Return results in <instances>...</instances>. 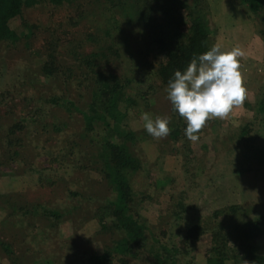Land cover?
Listing matches in <instances>:
<instances>
[{
  "label": "rangeland",
  "instance_id": "374dc122",
  "mask_svg": "<svg viewBox=\"0 0 264 264\" xmlns=\"http://www.w3.org/2000/svg\"><path fill=\"white\" fill-rule=\"evenodd\" d=\"M197 1L210 30L209 47L220 43L245 52L240 60L248 97L227 119H210L196 143L185 136L186 121L173 110L168 85L158 78L164 60L148 30L140 42L136 29L120 22L132 55L123 53L117 60L115 40L107 35L108 0L61 6L45 2L23 9L20 29L28 35L17 46H0V264H89V258L122 238L111 227L109 207L116 193L100 155L102 134L87 133L80 114L44 101L62 95L84 109L94 74L87 60L93 61L96 53L101 71L136 75L127 95L137 102L129 109L128 129L140 136L133 152L141 168L131 178L138 216L151 227L159 222L160 232L171 220L173 230L183 235L187 222L164 218L181 201L194 208L186 215L193 223L198 213L209 216L231 206L248 210L251 219L254 210L264 209V115L259 111L264 99L263 19L249 14L239 0ZM186 15V10L172 15L159 11L156 36L168 40L177 34V25L167 21L188 22ZM144 112L170 118L171 134L163 139L149 135L141 120ZM180 118L183 133L176 140L172 132ZM59 126L64 128L56 132ZM53 211L63 217L56 219ZM211 244V234H206L192 246L193 263L207 264ZM255 247L257 257H264V232Z\"/></svg>",
  "mask_w": 264,
  "mask_h": 264
},
{
  "label": "trees",
  "instance_id": "16d2710c",
  "mask_svg": "<svg viewBox=\"0 0 264 264\" xmlns=\"http://www.w3.org/2000/svg\"><path fill=\"white\" fill-rule=\"evenodd\" d=\"M74 0H0V46H17L28 35L22 31L24 26L23 9L31 8L39 3L48 2L55 6L72 3ZM108 0L111 15L107 35L115 40V59H121L122 54L132 55V43L129 38H123L120 22L127 23L132 30L137 32L135 37L145 40L148 36L157 39L164 62L161 65L158 78L168 85L175 71L185 70L194 56H199L210 49V30L205 15L197 9V0ZM249 14L261 17L264 23V0H239ZM179 10H186V22L183 18L167 23L177 25V34L166 40L155 28L159 11L171 15ZM124 18V19H122ZM175 20V19H174ZM166 21V20H165ZM21 28V29H20ZM162 28V27H161ZM146 29V30H145ZM122 31V32H121ZM264 37V29L261 32ZM152 40V41H155ZM121 43L123 45L121 46ZM175 47V49H174ZM145 50L144 55L150 53ZM141 54V53H140ZM98 53L93 54V61L89 58L87 66L92 73L90 101L83 109L76 103L62 95H53L47 98L46 105L66 109L71 113L82 116L86 132L102 134L101 158L105 163L106 175L109 183L116 193L115 200L110 203L112 210V228L122 234V238L112 247L105 249L101 255L89 258V264H132L136 261H145L147 264H195L190 258L196 242L204 235L211 234V249L208 251L207 264H256L259 260L264 262V257L255 254V242L264 232V209L256 216L249 218V211L231 206L213 212L209 216L197 215L196 219L189 221L186 215L192 206H187L184 201L178 203L177 209L169 212L165 219L172 218L175 223L187 222L186 231L173 230L174 223L168 224L167 229L159 231L157 226L151 227L146 219L135 212L134 191L131 178L141 168V163L133 152L139 134L129 130V109L137 103L127 95L133 77H121L101 71L96 63ZM107 64L109 62H106ZM103 68V67H102ZM51 70H45L51 76ZM259 111L264 115V99L259 105ZM181 118L176 119V130L172 132L174 139H179L183 133ZM264 124V123H263ZM63 127H55V131H62ZM186 128V127H185ZM56 219H61L62 213L52 212ZM177 224V228H180ZM2 248L12 255L11 248L1 243ZM192 260V261H191Z\"/></svg>",
  "mask_w": 264,
  "mask_h": 264
},
{
  "label": "clouds",
  "instance_id": "9594fccd",
  "mask_svg": "<svg viewBox=\"0 0 264 264\" xmlns=\"http://www.w3.org/2000/svg\"><path fill=\"white\" fill-rule=\"evenodd\" d=\"M240 47L224 49L220 43L194 56L185 70H177L168 82L167 98L173 110L186 121L185 136L193 143L213 118L227 119L234 108L244 105L248 90L241 71ZM147 133L155 139L167 138L172 129L170 118L144 112L141 115Z\"/></svg>",
  "mask_w": 264,
  "mask_h": 264
}]
</instances>
